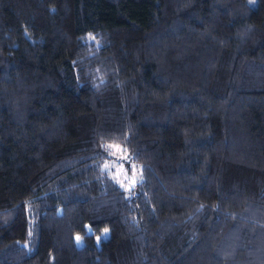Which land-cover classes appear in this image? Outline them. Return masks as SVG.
Listing matches in <instances>:
<instances>
[{
  "label": "trees",
  "instance_id": "trees-1",
  "mask_svg": "<svg viewBox=\"0 0 264 264\" xmlns=\"http://www.w3.org/2000/svg\"><path fill=\"white\" fill-rule=\"evenodd\" d=\"M0 264H264V0H0Z\"/></svg>",
  "mask_w": 264,
  "mask_h": 264
},
{
  "label": "rangeland",
  "instance_id": "rangeland-1",
  "mask_svg": "<svg viewBox=\"0 0 264 264\" xmlns=\"http://www.w3.org/2000/svg\"><path fill=\"white\" fill-rule=\"evenodd\" d=\"M120 168V167H119ZM109 235L107 232H100L98 229L95 231H92L90 228H88V232L84 238H80L79 242L76 240V243L78 245L87 244V243H93L95 245L100 244L101 237L107 238ZM99 237V239H97Z\"/></svg>",
  "mask_w": 264,
  "mask_h": 264
},
{
  "label": "snow or ice",
  "instance_id": "snow-or-ice-1",
  "mask_svg": "<svg viewBox=\"0 0 264 264\" xmlns=\"http://www.w3.org/2000/svg\"><path fill=\"white\" fill-rule=\"evenodd\" d=\"M109 147H118V146H115V145H110ZM108 166L107 165H105V168H107ZM123 186V185H122ZM105 232H107V229H105ZM97 239H99V237L97 238ZM76 240L79 242V240H80V237L79 236H77L76 237Z\"/></svg>",
  "mask_w": 264,
  "mask_h": 264
}]
</instances>
